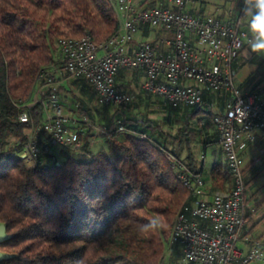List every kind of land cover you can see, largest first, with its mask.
<instances>
[{"label": "trees", "instance_id": "trees-1", "mask_svg": "<svg viewBox=\"0 0 264 264\" xmlns=\"http://www.w3.org/2000/svg\"><path fill=\"white\" fill-rule=\"evenodd\" d=\"M117 27L109 0H0V224L7 234L0 241V252L7 255L0 264H160L163 258L175 215L189 194L179 176L183 171L173 170L167 152L173 154L184 144V165L197 172L191 144L196 134L204 136L213 126L211 109L203 111L200 103L173 106L159 99L165 114L161 122L182 124L175 136L168 135L176 143L168 150L160 121L142 112L131 115L132 101L100 102L96 90L78 76V108L92 124L109 132L106 149L86 154L92 132L88 129L80 135V151L60 161L49 155L48 137L42 131L33 167L15 154L27 141L29 124L19 121L12 99L30 96L39 71L54 61V42L60 36L89 34L96 43H104ZM238 60L232 62L234 72ZM135 70L121 68L115 89L127 92L126 78ZM41 110L40 103L32 108L35 122ZM198 114L205 122L195 119ZM118 122L128 131L119 132ZM217 134L204 137V142ZM8 137L18 144L6 148ZM210 178L212 191L231 181L223 164L214 167ZM169 245L170 264H180L182 243Z\"/></svg>", "mask_w": 264, "mask_h": 264}, {"label": "built area", "instance_id": "built-area-1", "mask_svg": "<svg viewBox=\"0 0 264 264\" xmlns=\"http://www.w3.org/2000/svg\"><path fill=\"white\" fill-rule=\"evenodd\" d=\"M109 2L118 23L115 33L104 43H96L89 34L60 36L62 69L70 76H83L96 90L100 102L113 105H128L132 99L129 93L115 89L116 76L123 67L143 70L142 88L173 106L201 103L204 88L229 91L225 111L215 114L213 123L231 176V187L205 196L201 174L189 171L167 153L173 170L183 171L179 176L189 191L175 215L169 244L182 243L180 264H264V239L243 234L247 218L256 212V207L248 203L245 169L238 149L239 141L244 138L254 141L256 133L264 131V89L242 91L232 69L233 60L244 46L258 38L256 28L242 18L243 10L236 18L225 21L210 14L191 15L187 11L190 0ZM141 26L173 30L172 38L164 40L172 48V55H158L149 43L128 53V43ZM206 61H217L220 66L209 69L204 65ZM54 68L39 71L38 98L12 99L19 110V121L29 124L20 156L33 162L38 157L42 131L47 134L50 145L74 151L80 150V135L88 129L109 134L105 127L92 124L87 117L80 119L79 127H72L74 122L66 115L58 95ZM181 78L194 80L196 85H181ZM37 103L45 113L39 122L32 115ZM117 124L119 132L128 131Z\"/></svg>", "mask_w": 264, "mask_h": 264}, {"label": "crops", "instance_id": "crops-1", "mask_svg": "<svg viewBox=\"0 0 264 264\" xmlns=\"http://www.w3.org/2000/svg\"><path fill=\"white\" fill-rule=\"evenodd\" d=\"M193 4H195V0H190V2L187 5V11L194 10V9H192ZM195 12H196L195 16L208 15V14H203V8L201 7V5H199L198 9ZM171 35L173 36V30H170L167 32V31H164V29H162V28H155V29L153 28L152 29V28H149L147 26H141L140 29L137 31V33H135L133 39L130 40L128 43V53H133L141 44L147 43L144 40L151 39L152 41H154V40L157 41V46L162 45V47L157 50L158 51L157 54L160 56L169 57L172 55V48L168 47L165 44L164 40L171 39L172 38ZM140 40H142V41H140ZM188 40L194 46H197V42L195 40H193L191 37H188ZM133 45L135 46V48H131V46H133ZM58 60H59L58 61V67L55 65H51V66H49V68H51V67L58 68V73H59L58 74V95L60 97L61 103L64 102V99L67 95L71 96L76 101L74 111L68 110V109H66V107H64V109H65L66 115L69 116L70 119H72L71 121L74 122V124L72 123L73 125L71 124L72 127H77V126L79 127L81 125V123L79 122V121H81L80 119L82 117H85L84 114H82L78 108V98H80L81 94H82V93H80L81 85H80L79 77L78 76H70L62 69L61 53L58 57ZM208 64H210V66H208ZM204 65L209 69H218L220 66V63H218L217 61H214V62L206 61L204 63ZM126 80H127V86H128L127 87V93L129 91V94L132 95L131 97L133 99H137L140 102L143 101L142 96L145 94L147 95L146 91L142 88V84L145 80V72L141 69H136L135 71H133L132 74L127 76ZM235 80H236V78H235ZM179 83L181 85H185V84L196 85V82L194 80L185 79V78L179 79ZM39 85H40L39 82L34 85V88L31 92L30 96L28 97L29 100H35L36 98H38L39 95L37 93V89L39 88ZM124 92H126V91H124ZM203 94H205V96H206L205 100H203V97H202V101L200 103L203 111H208L211 109L215 114L223 113L225 111L226 104L230 99V92L229 91L223 90V91H219V92L217 91L216 92V91H212L208 88H204ZM64 95H65V97H64ZM154 98L156 99V101L154 103L155 107H152L153 108L152 110L158 111V110H160V107L158 105V101H159V99L163 100L164 98L163 97L162 98L157 97V96H155ZM219 101H220V104L224 103V109L215 112L212 109V107H213V105L218 104ZM88 106L90 108H92L91 104H89ZM180 106H186V105H180ZM40 115H41V118L45 115L43 110H41ZM131 115L136 116L135 113H131ZM164 116H165V114H162L161 119H163ZM214 126L215 125L213 123L212 127H214ZM214 132H216V134H217L218 131L215 128L212 131H210L208 129L207 133H204L203 139L208 138V137H212V133H214ZM96 135H97L96 131L92 130L91 134L88 137V140L90 142H94L96 140ZM168 135H167V137H169ZM206 135H208V136H206ZM215 137L216 138H213V139H211L205 143V145H204L205 149L203 150V153L200 156H199V153L197 151H195V150L193 151L191 148V150L194 152L196 158L198 159V171L197 172L200 173L202 178H203L205 196H210L215 191H226L231 187V181H230V184L227 181H225L224 189L218 188L214 191L211 190V185H212V179L210 178L211 171H213L214 167L218 164L226 165L225 156H224V153L222 151L221 145L219 143V134H217ZM260 138L264 139V131L257 132L255 135L254 141L258 140ZM249 143H253V141H249L247 138H244L238 142V149L240 152V156L242 157V159H244V157H245V160L247 158V161H248L249 156H251V154L254 150L253 148H251V144H249ZM173 146H175V145H173ZM49 148H50V146H49ZM179 148H180V146L176 148V150H175L176 152L173 154L170 152H167V153L172 154L176 159H178L180 162H182L184 164L183 157L181 158L178 155ZM263 150H264V148H261L260 151L258 150L261 155H264ZM252 158L253 159H251V160H256V161L259 160V157H252ZM263 158H264V156H263ZM23 159H24L25 164H27L28 162H30V164H32L31 166L27 165V167H32L36 164V162L29 161L25 158H23ZM256 167L257 166H255L254 164H251L249 166V169H251V171L250 170L248 171V167H246V165L244 167L245 179L248 175H250L249 176L250 177L249 189L247 190L248 191V197H249L248 203H249V205H254L256 207V212L253 215L248 216L247 221L243 227V234H248L252 238L264 239V172L257 173V174L254 173L255 172L254 169ZM252 264H257V263H252Z\"/></svg>", "mask_w": 264, "mask_h": 264}, {"label": "rangeland", "instance_id": "rangeland-1", "mask_svg": "<svg viewBox=\"0 0 264 264\" xmlns=\"http://www.w3.org/2000/svg\"><path fill=\"white\" fill-rule=\"evenodd\" d=\"M199 5L203 8V14H211L212 16L216 17L218 20H232L236 18L238 14L243 10L242 18L247 21L249 24L254 26L258 33V38L254 40L253 42L247 44L244 46V48L240 51L237 57H239L238 60V69L235 71V78L236 83L240 85V88L242 91H260L264 89V0H195V4H193L192 9L195 11L198 9ZM164 31H170L164 29ZM172 37V35H171ZM142 41V40H140ZM145 42L149 43L157 50L162 47L157 46V41H152L151 39L144 40ZM131 48H135V46H131ZM60 55V49L58 46V40L54 42V61L50 65H55L58 67V57ZM62 64V63H61ZM210 66V64H208ZM49 67V66H48ZM47 68V67H46ZM55 74L58 78V68L55 69ZM132 96V95H131ZM65 97V95H64ZM143 101H138L137 99H131L132 104L134 108L130 110V113H135L137 117L141 115L140 112L147 114V116L150 119L158 120L162 127V134L164 135L162 139H168L167 149L169 150L173 145H176L175 141L171 139V137H167L168 134H171L172 136H175L177 133V129L182 125L181 123L177 124H169L166 122H161L163 119L162 112L160 110L153 111L152 107L154 106V103L156 99L154 97H150L148 95L142 96ZM75 103L76 101L71 96L67 95L64 99V102L62 103L63 107H66L68 110H75ZM212 109L217 112L219 110L224 109V103L220 104V101L218 104L213 105ZM195 119H197L199 122L203 120L205 122V118L203 115L198 114L196 115ZM197 120H194V122ZM101 124H98L97 126H100ZM204 126V124L202 125ZM194 127H197V124L194 123ZM214 127H210L209 130L212 131ZM216 129V128H215ZM28 132V131H27ZM96 140L94 142L89 141V147L87 150V155L90 156V153H97L100 150H105L107 146L106 141V135L103 133H100L96 131ZM83 143V138L81 139V144ZM18 144V140L14 137H8L7 139V146L6 148L14 147ZM251 144V148H253V152L251 156H249L248 161L247 158L245 160V157L243 159V165L245 167H248L251 164H254L257 166L254 169V173H262L264 172V155H261L259 153L261 148H264V139H258L253 141ZM205 142L203 140V135H197L193 138L191 148L194 151H197L199 153V156L202 155L203 150L205 149ZM81 149V147H80ZM259 150V151H258ZM80 150H70L68 148H63L57 145H50V148L48 149L49 155H54L58 160L62 161L65 158L66 154H73L78 153ZM22 148L17 149L15 154L21 155ZM178 155L183 159L186 157L187 149L184 144H182L178 150ZM252 157H259V160H251ZM200 158V157H199ZM201 159V158H200ZM46 160L48 162H52V158L47 156ZM38 161V157L36 159V162ZM256 161V162H255ZM26 165L31 166L30 162H28ZM248 165V166H247ZM33 167V166H32ZM250 175L246 177V181H248L247 190L249 189V181H250ZM0 227L4 226L0 224ZM172 228V227H171ZM171 231V230H170ZM170 236V235H169ZM170 252L171 247L169 245V237L165 240L164 244V255L160 262V264H170ZM3 253V252H0ZM6 255L5 253H3Z\"/></svg>", "mask_w": 264, "mask_h": 264}, {"label": "water", "instance_id": "water-1", "mask_svg": "<svg viewBox=\"0 0 264 264\" xmlns=\"http://www.w3.org/2000/svg\"><path fill=\"white\" fill-rule=\"evenodd\" d=\"M22 158H24L23 156H21ZM5 238H7V234L4 231L3 227H0V241L4 240ZM7 255H4L3 253H0V259L6 257Z\"/></svg>", "mask_w": 264, "mask_h": 264}]
</instances>
